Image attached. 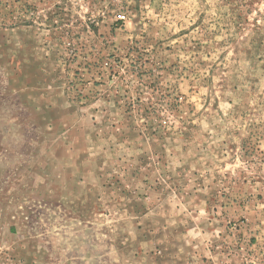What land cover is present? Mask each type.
Segmentation results:
<instances>
[{
  "label": "rangeland",
  "instance_id": "obj_1",
  "mask_svg": "<svg viewBox=\"0 0 264 264\" xmlns=\"http://www.w3.org/2000/svg\"><path fill=\"white\" fill-rule=\"evenodd\" d=\"M0 264H264V0H0Z\"/></svg>",
  "mask_w": 264,
  "mask_h": 264
}]
</instances>
